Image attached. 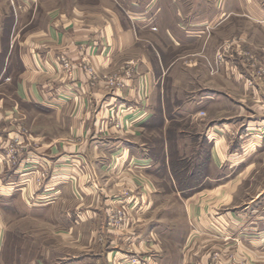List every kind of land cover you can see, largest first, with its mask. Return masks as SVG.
Instances as JSON below:
<instances>
[{
    "label": "crops",
    "instance_id": "0c3cea01",
    "mask_svg": "<svg viewBox=\"0 0 264 264\" xmlns=\"http://www.w3.org/2000/svg\"><path fill=\"white\" fill-rule=\"evenodd\" d=\"M246 50L264 65V0H0V264H264V76L248 85ZM129 62L114 90L78 66ZM165 89L209 144L184 189ZM157 118L162 159L144 139Z\"/></svg>",
    "mask_w": 264,
    "mask_h": 264
},
{
    "label": "rangeland",
    "instance_id": "374dc122",
    "mask_svg": "<svg viewBox=\"0 0 264 264\" xmlns=\"http://www.w3.org/2000/svg\"><path fill=\"white\" fill-rule=\"evenodd\" d=\"M236 45L239 48L243 47L242 42H239ZM227 51H228V48L226 47L223 50H219L218 53H222L223 54V52H227ZM249 51L250 50L244 51V52H246V55H245L246 56V60L244 61L245 62L244 66L246 67L247 74H248L246 76V82L248 83V85L254 86L264 76V65H262L258 61L257 57L253 53L251 54ZM216 54H217V52L215 53L214 57L203 56L201 58L202 62L207 66V68H209L210 70H213V71L217 70L219 68L220 64L223 63L224 60H225V56H224V59L220 60V63H217L216 62V59H217L216 58ZM61 55H63V54H61ZM65 56H66V54H65ZM66 58H68V56H66ZM192 59H193V57H185V58H183L181 60L184 61V64H191V63L194 62V61H191ZM240 60L242 61V59H240ZM69 61L71 62L70 59H69ZM83 64H86L87 66H90L87 63H83ZM83 64H80L78 66L81 68V65H83ZM242 64H244V63L242 62ZM90 67H92V66H90ZM95 72H96V70H95ZM86 74L89 76V74L87 72H86ZM98 74L99 73L96 72V79H94V80L91 78V76H89V78H90L92 83L97 82L100 79H103L105 81V83L107 84V86L109 87V89H112V90L115 89L116 86L111 85L108 82V80H107L108 77L113 75L114 73L104 74L102 77L100 75H98ZM166 82L167 81L164 80L163 84L165 85ZM180 86L182 87V83L180 84ZM167 89H165L163 91L164 96L166 97L165 98L164 111H166L167 115H170L172 118H174V120H172L170 122V125H169L170 127L168 129V132L172 131L171 132V136L174 137V140L171 141L170 154H171V156H173V155L174 156L175 155L180 156L179 152L174 151V149L177 148V146L175 145L176 142H177V139L179 140V138H181V137L182 138L180 139V145H182V143L184 142L185 147H183V149L186 151V154H187V156H185V158H184L186 160L185 162L188 165V167H186V171L178 173V175H176V177H177L176 180H177L178 187L180 189H184L186 187H191L195 183L199 182V179L201 178V176L203 174L204 175L207 174V169L206 168L208 167V161L205 160V158L207 157L206 156V151L208 150L209 144L204 138H201L200 136H198L200 134L198 131H201V129H200L199 126H196V123H190V121H187L185 119L184 120H182V119L180 120L179 117H177V113H174L175 112L174 108L176 106L175 104L178 101H180V100H176V99H172V98L167 99V98L172 96L171 95L172 94L171 91H170V93L168 92V95H171V96H169V97L167 96ZM180 93H181V91H180ZM186 95L187 96L191 95V91L187 90V94H185L184 97H187ZM167 100H169V102H170V105H168V106H167V103H166ZM152 123H151L152 125L149 124V126L145 128L144 139L148 140L149 143H151V145L154 144V147H155L154 148V152H153L154 155L157 157V159H162V152L160 151L161 150V148H160V146H161L160 134H161V128H162L161 123L162 122H161V120L159 118H157L155 120V122H152ZM180 129H183V132L182 131L180 132L179 131ZM181 134H182V136H181ZM175 137H177V138H175ZM191 139H192V141L196 140L197 142H199V146L201 148V153L198 154L199 156H198L197 160L195 159L196 153L195 152L191 153V149H192V146H193V142L190 143V141H189ZM152 141L154 143H152ZM186 154H184V155H186ZM180 203L181 202L179 200L171 197V198H167L164 201L161 200L159 202V205H160L162 210H164V209L166 210L167 209L168 212L172 211V213L166 214L167 217H168L170 215H175L177 212H179V210L181 208ZM124 208L121 209L122 213H124V211H125ZM13 241H12L13 254L16 253V254L19 255V249H14L16 243L13 242ZM13 254H12V256H13Z\"/></svg>",
    "mask_w": 264,
    "mask_h": 264
},
{
    "label": "built area",
    "instance_id": "2783aa9c",
    "mask_svg": "<svg viewBox=\"0 0 264 264\" xmlns=\"http://www.w3.org/2000/svg\"><path fill=\"white\" fill-rule=\"evenodd\" d=\"M216 58H217L216 62L220 63V60L224 59V53L222 54V53L217 52ZM59 62H60V65L67 71L68 75L73 76L75 66L69 61L68 58H66L65 54H63L59 57ZM133 66H134V64L131 62L126 63L125 65L122 66L121 72L114 73L113 75L108 77V79H107L108 82L111 85L116 86L115 88L124 87L127 83L126 81L132 77ZM81 68H83L89 74V76H91V78L93 80L96 79V72L92 67L87 66L86 64H83V65H81ZM17 156H18V154H17L16 148L14 146L10 145L8 152L6 154L7 161L9 163L15 164L17 162ZM40 175L44 176L45 172L44 171L41 172ZM117 214L120 216L123 213H122V211H118ZM214 256L217 257L218 253L215 252ZM135 260H136L135 258H132V261H135ZM215 264H217V263H215Z\"/></svg>",
    "mask_w": 264,
    "mask_h": 264
},
{
    "label": "trees",
    "instance_id": "16d2710c",
    "mask_svg": "<svg viewBox=\"0 0 264 264\" xmlns=\"http://www.w3.org/2000/svg\"><path fill=\"white\" fill-rule=\"evenodd\" d=\"M171 132L172 131H170V137H171ZM208 152L209 151L207 150L206 151V156L207 157L205 158V160H207V161H208ZM185 161L186 160L181 155L180 156H178V155L171 156V154H170L168 162H169V165H170V169H171V171L173 173V176L175 178H177L176 175H178V173L186 171V167H188V165H187V163Z\"/></svg>",
    "mask_w": 264,
    "mask_h": 264
}]
</instances>
